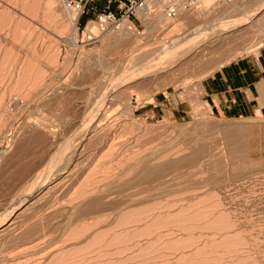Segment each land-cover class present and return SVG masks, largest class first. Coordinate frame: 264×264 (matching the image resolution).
Here are the masks:
<instances>
[{
  "label": "rangeland",
  "instance_id": "obj_1",
  "mask_svg": "<svg viewBox=\"0 0 264 264\" xmlns=\"http://www.w3.org/2000/svg\"><path fill=\"white\" fill-rule=\"evenodd\" d=\"M46 1L0 0V264H264V92L248 117L203 100L218 54L122 82L98 106L135 58L105 50L117 30L89 40V16L76 37L61 0ZM263 28L225 63L257 53Z\"/></svg>",
  "mask_w": 264,
  "mask_h": 264
},
{
  "label": "bare ground",
  "instance_id": "obj_2",
  "mask_svg": "<svg viewBox=\"0 0 264 264\" xmlns=\"http://www.w3.org/2000/svg\"><path fill=\"white\" fill-rule=\"evenodd\" d=\"M57 1L58 0H47L45 5L49 9H55V8H57V5L59 6V4H57ZM59 2L61 3V1H59ZM165 2H167V0H165L163 2L157 0L153 3L152 10L144 11L142 13V16H145V20H144L143 24H145L146 31L144 33L139 32V29L137 28V25L134 22L124 21L119 30H117L114 33L111 32V34H109L108 36L105 37L104 41L108 47V49L106 48L105 50H108V52H111V53H115L114 51H116L118 53L120 51H122V53L121 52L120 53L123 55L127 54V56H126L127 58H135V70H132L130 72H125L124 75H122L123 74L122 73L121 75L123 77L119 75L122 78L121 81H119V83H116L118 81L114 82V84L115 83L116 84L114 86L112 85L113 86L112 88H110L108 86H106V87L104 86L105 88H103V86H102L103 89H101L99 87L101 92H102V90L103 91L105 90V91L103 92L102 98H100L99 102L95 103V104H98V106H101L100 105L101 103L105 104V103H103V101H105V99H109L114 94V92H117V90H119V88L122 86V84H121L122 82L130 83L131 81H134V80L136 82V79L140 80V78H143L142 81L140 80L141 82L140 81L138 82V84L144 83V82L146 83L147 80H150L149 78H152V77H154L160 73H163L164 71H165V73H166V71L169 72L168 70L172 67L181 66L183 64L186 66H188V64L189 65H198L199 63L201 64L203 61L204 62L205 61L211 62V60L213 62L212 58L215 59V57H217L218 54L219 55L225 54V57L223 58V60L221 59L222 61L217 63L219 65V67H221L222 65L225 64L226 59H230L228 56L226 57V54H229L230 51L234 52V56L235 55L237 56V54L239 55L240 52L239 53L236 52V54H235V50H238L239 48H237V47H239L240 45H243V49L249 51V46L247 47V45H245V42L246 43L249 42V44H251V42H252V44H253V41L250 42L249 40H252L257 35H260V33L262 32L261 30L264 26V0H235V1L231 0V1H225V2H222L220 0H199L192 7V8L196 7V9H195L194 14L192 13L193 15L191 17L188 15L189 11H187L188 9L185 8L184 1L176 0V2L180 4V13H182V16L179 13L181 17H180V20H178V21L173 20L172 18H170V15L167 14V11L165 9ZM219 4H221V5H219ZM192 8H190V9H192ZM63 10H64V8H63ZM65 11H66V14H65L66 19L71 22V24L73 26L74 34L76 36V35H78V27H77L78 17H77L75 12L68 11V10H65ZM187 15L189 16V18H187L188 17ZM184 19H186V20H184ZM85 31H86L85 35H89L92 32H97V28L93 22H89ZM134 35L136 36V37H134L135 42H134V40L132 41V36H134ZM256 43H254V44H256ZM256 45L259 46V42ZM256 49L258 51L259 48H255V50ZM226 61H229V60H226ZM218 65H216V66H218ZM212 66H213V63H212ZM83 67L84 68L86 67V69L90 70V72H91V70L94 71L96 69L95 66H92V65L90 66V64H86ZM194 67H196V66H194ZM177 68H181V67H177ZM88 70L84 69V71H86V72ZM89 74L92 75L91 73H89ZM97 74H95V75H97ZM196 77H198V76H196ZM94 78H95V82H98L99 74H98V76L93 77V79ZM187 79H189V78H187ZM189 81L191 82L190 79L185 80L184 84L186 85ZM141 85H143V84H141ZM132 86L133 85H131L130 87H132ZM261 90L264 92V87H262ZM98 92H100V91H98ZM263 101H264V97H263ZM98 109H100V107ZM107 109L108 108H106V110ZM95 113H98V115H100L99 112H95ZM89 114H91V113H89ZM93 117H97V116L94 115ZM93 117H92V119H93ZM96 119H98V117ZM101 122H102V119L100 120L99 123L95 124V126H97ZM104 123H106V122H104ZM246 125H247V123H246ZM97 127H99V125ZM102 127H101V129H102ZM108 127H110V126H108ZM93 128H94V125H93ZM95 128H94V130H95ZM103 128L105 130V127H103ZM90 130L92 131V128ZM99 130H97V131L99 132ZM242 130L239 127L237 129L234 128V130H232V131L231 130L227 131L228 132L227 133V140L229 141V143L231 145H233L234 148L236 147L235 145H237V142L239 145H241L239 138L242 137V133L245 132V130L243 132H242ZM101 132L102 131H100V134L103 136L102 133L104 131L102 133ZM95 134H96V132L94 133V135ZM97 137H99V136H97ZM91 138L92 137L90 136V139ZM95 139H98V138H95ZM103 140H101V141L103 142ZM203 146L201 149H200V147H198L199 150H196L194 153H191L192 154V156L190 157L191 158V161H190L191 164L200 161V160H198V161H196V160L203 155V152L205 151L204 148H206V145L204 147ZM237 148H239L238 150H240V146ZM192 150H191V152L194 151V150L193 151ZM112 151H113V149H112ZM188 155H190V154H188ZM152 158H153V156H152ZM188 158H189V156H188ZM120 160H121V158H120ZM164 162H165V160H164ZM186 164H189V163H186ZM51 166L52 165L50 164V167ZM173 167H175V166H173ZM48 169H49V167H48ZM47 171L48 170H46V172ZM153 171H152V173H153ZM157 171H159V169ZM166 171H163V172H166ZM145 175H146V173H145ZM39 176L37 178H39ZM40 179H41V177H40ZM38 182H42V181H38ZM220 182H222V181H220ZM110 185L113 186L112 184H110ZM32 187H33V185H32ZM95 197L97 198L96 195H95ZM96 200H90L87 203V206L96 204L97 203ZM102 200H103V198H102ZM104 200H103V202H104ZM84 202H86V201H84ZM98 204H96V205H98ZM92 208H90V209L92 210ZM84 210L87 211V209H84ZM22 211H24V210H22Z\"/></svg>",
  "mask_w": 264,
  "mask_h": 264
},
{
  "label": "crops",
  "instance_id": "obj_3",
  "mask_svg": "<svg viewBox=\"0 0 264 264\" xmlns=\"http://www.w3.org/2000/svg\"><path fill=\"white\" fill-rule=\"evenodd\" d=\"M202 98L228 117H248L257 111L264 87V43L257 53L246 54L206 75Z\"/></svg>",
  "mask_w": 264,
  "mask_h": 264
},
{
  "label": "built area",
  "instance_id": "obj_4",
  "mask_svg": "<svg viewBox=\"0 0 264 264\" xmlns=\"http://www.w3.org/2000/svg\"><path fill=\"white\" fill-rule=\"evenodd\" d=\"M155 1L157 0H61V4L65 10L76 13L77 24L82 17L89 16L85 29L89 22H93L97 32H92L87 37L89 40H97L103 33L119 30L124 21L134 22L137 26L141 25L145 20L142 13L152 10ZM182 1L185 8L190 9L199 0ZM165 9L169 15L177 16L180 13V4L176 0H167Z\"/></svg>",
  "mask_w": 264,
  "mask_h": 264
}]
</instances>
